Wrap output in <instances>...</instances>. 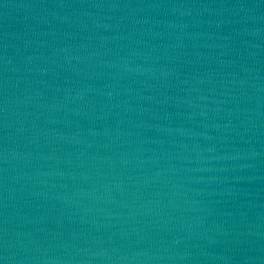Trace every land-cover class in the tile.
I'll list each match as a JSON object with an SVG mask.
<instances>
[{"label":"water","instance_id":"water-1","mask_svg":"<svg viewBox=\"0 0 264 264\" xmlns=\"http://www.w3.org/2000/svg\"><path fill=\"white\" fill-rule=\"evenodd\" d=\"M0 264H264V0H0Z\"/></svg>","mask_w":264,"mask_h":264}]
</instances>
